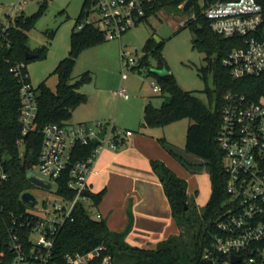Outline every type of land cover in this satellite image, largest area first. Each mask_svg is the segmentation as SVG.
<instances>
[{"label": "built area", "instance_id": "built-area-1", "mask_svg": "<svg viewBox=\"0 0 264 264\" xmlns=\"http://www.w3.org/2000/svg\"><path fill=\"white\" fill-rule=\"evenodd\" d=\"M159 0H88L85 9L86 22L97 26L106 39L121 38L122 34L139 24ZM21 1L8 13V21L0 19V37L7 39L8 30L15 17L22 12ZM185 1L179 5L183 8ZM200 14L208 21L215 33L237 38L235 45L223 58V65L235 78L260 75L264 72V4L263 0H214L198 1ZM194 6V2L190 9ZM189 9V10H190ZM198 14L193 11L182 21L193 20ZM122 78L128 70L138 65L132 51H122ZM26 64L19 62L11 66L18 78L21 101L20 122L23 134L37 130V89L31 83ZM156 92L162 91L160 84L153 83ZM128 97L127 89L116 91ZM108 124L110 128H108ZM104 132L102 138L99 134ZM43 143L39 155L42 179L50 188L34 184L46 191L39 201L33 188L26 191L36 197L22 211L3 214L0 207V264H58L54 261V248L58 235L67 220L73 219L79 202L89 195V176L98 153L109 146L119 148V142L132 136L131 129H121L113 122L98 121L94 124L50 123L43 130ZM224 151L223 165L228 175L229 194L226 209L217 221L211 247L204 253L208 264H264V104L247 98L243 94L228 91L223 96L221 122L217 135ZM98 143L87 159L75 160L78 145ZM23 154L24 141L19 142ZM6 156L0 152V184L9 179L5 166ZM35 166V165H34ZM31 169H33V167ZM66 178L72 197L60 192L59 179ZM54 186L56 187L55 190ZM48 193V195H47ZM85 204V203H84ZM85 206L90 214L102 219L98 205ZM94 211V212H92ZM65 264H113L104 244L87 251L68 252Z\"/></svg>", "mask_w": 264, "mask_h": 264}, {"label": "trees", "instance_id": "trees-1", "mask_svg": "<svg viewBox=\"0 0 264 264\" xmlns=\"http://www.w3.org/2000/svg\"><path fill=\"white\" fill-rule=\"evenodd\" d=\"M184 1L186 0H159L147 16L163 8L184 10L179 7ZM193 1L194 6L190 11H195L198 17L188 20L184 26H189L196 33L194 46L206 54L207 64L200 68V72L206 78L212 76L213 87H206L209 103H204L193 92L180 88L173 74L170 73L166 79H162L152 73L158 78L162 91H168L171 96L161 106H155L151 102L145 105L142 126H165L181 118L190 119L185 149L200 159L198 165L209 174L211 194L206 205L202 210L193 205L188 194L187 180L178 176L164 161L152 159V169L163 184L172 216L180 232L158 241L154 247L132 245L126 240L133 225L132 215L123 230H112L106 219L93 217L85 204L79 202L73 219L64 223L58 235L54 248V261L58 264H65L64 256L68 252L87 251L99 244L105 245L113 264H208L204 253L211 247L217 232V221L225 211L229 198L228 175L223 165L224 151L217 140L223 96L232 91L260 101L264 96V72L260 75L233 78L228 68L223 65V58L235 45L237 38L224 37L212 31L208 21L200 14L198 0ZM87 3L88 0L85 5ZM39 13L27 16L21 12L8 30L7 39L0 37V152L6 156L5 166L9 173V179L0 184V207L6 217L11 211H22L27 206L21 200V193L35 186L28 179L27 171L28 165L32 167L39 162L43 128L50 123H66L72 117L73 110L87 101V95L80 91V87L92 80L91 73L86 71L75 82H71L79 54L106 39L103 32L92 23L86 22L82 28L73 29L69 54L60 60L54 70L58 75L56 89H51L45 82L36 88L37 130L25 135L19 119L20 84L11 71V66L24 62L25 70L28 71L27 63L31 59L26 58L27 51L37 53V58L46 56V45L36 49L27 45L28 31L35 25ZM84 14L85 9L78 17L76 26L79 27L80 23L85 22L82 20ZM161 47L162 43H154L151 39L145 45L144 57L149 53L154 54L158 60V66L155 67L158 68L167 67ZM145 58L138 60L135 67L146 65L151 73V66ZM20 141H24L23 154L19 148ZM160 141L162 143L164 138ZM125 143V140L119 142V148ZM97 145L95 141L78 145L74 151L75 160L87 159ZM166 148L178 159L186 161L177 154L173 146ZM59 186L60 192L66 193L68 197L73 196L66 178L59 179ZM105 193L106 189L99 192L89 191V196L98 205Z\"/></svg>", "mask_w": 264, "mask_h": 264}, {"label": "rangeland", "instance_id": "rangeland-1", "mask_svg": "<svg viewBox=\"0 0 264 264\" xmlns=\"http://www.w3.org/2000/svg\"><path fill=\"white\" fill-rule=\"evenodd\" d=\"M20 1L21 3L26 1L22 8L25 15L29 16L40 12L35 25L28 31L27 45L31 49L44 45L48 47L45 57L31 59L27 63L31 82L35 88L45 82L55 90L58 75L54 70L60 60L69 54L72 31L79 29L76 26L77 19L84 9L89 7L92 10L93 8L89 6V3L85 5L86 0H0V19L7 22V14ZM198 1L203 2V0ZM192 12V10L160 9L124 32L121 38L105 39L84 49L79 54L73 68L71 82H75L79 76L89 71L92 80L84 83L80 87V91L89 95L93 90L95 93L99 92L98 90L102 91V98L108 99L109 118L114 121L113 124L115 122L118 124L117 120H119L128 124L119 125L123 127L121 129L131 127L136 134L146 133L151 139L157 138V136L164 137L162 143L166 147L173 146L177 154L186 159V161H182L168 152L169 162L167 165L178 176L187 180L190 199H192L193 205L202 210L211 194V181L208 173L201 170L198 165L200 159L185 149L190 119L181 118L165 126L140 125L144 121L142 105L151 102L155 106H161L164 101L170 99L171 95L168 91H154L153 83L160 84V82L154 74L149 72L146 65L129 69L127 78L122 79V51L126 49L132 51V56L137 60L145 58V45L151 39L154 43H162L161 54L179 87L193 92L208 104L209 96L206 87H213L212 76L209 75L206 78L200 72V68L207 64L206 54L194 46L196 33L189 26L182 24V21L187 19ZM88 18L90 17L84 14L82 20L86 21ZM145 59L151 67L158 66V60L154 54L149 53ZM120 87L127 89L128 98L118 97L115 91ZM261 101L264 104V96ZM104 107L107 108L106 105ZM71 120L70 118L66 123L70 125ZM131 125H136V127ZM108 128H110L109 124ZM159 142L161 143L160 140ZM32 172L41 176L36 165ZM32 188L40 201L46 191L38 186ZM55 188L54 186L53 190ZM92 201V198L88 196L84 203L89 205ZM101 209L104 210L102 205ZM122 214V217L125 215L126 218L127 215L128 217L131 215L130 205L122 209Z\"/></svg>", "mask_w": 264, "mask_h": 264}, {"label": "crops", "instance_id": "crops-1", "mask_svg": "<svg viewBox=\"0 0 264 264\" xmlns=\"http://www.w3.org/2000/svg\"><path fill=\"white\" fill-rule=\"evenodd\" d=\"M98 91L96 94L93 90L90 95L83 92L87 95V101L73 110L70 125L94 124L100 120L114 122L109 118L108 99H103L102 91ZM146 104L142 105L143 116ZM117 121L118 124L115 122L114 125L118 128H123L119 125H128ZM142 123L143 121L140 125ZM125 129L134 131L131 127ZM161 138L164 137L151 139L146 133L136 134L134 131L121 148H103L98 153L93 172L89 176L90 191L106 189L98 208L110 229L121 231L126 227L130 216L122 217V209L130 205L133 225L126 240L132 245L154 247L158 241L180 232L172 216L163 184L151 166L152 159H160L166 164L169 162V151L159 142ZM201 170L208 173L205 168Z\"/></svg>", "mask_w": 264, "mask_h": 264}, {"label": "water", "instance_id": "water-1", "mask_svg": "<svg viewBox=\"0 0 264 264\" xmlns=\"http://www.w3.org/2000/svg\"><path fill=\"white\" fill-rule=\"evenodd\" d=\"M193 0H186L184 5H183V9L184 10H189L190 7L192 6L193 4ZM38 57V54L35 53V52H32V51H27L26 53V58L27 59H34V58H37ZM150 71L151 73H154L155 75H157L158 77L162 78V79H166L170 72L168 70V68L166 66L162 67V68H158V67H155V66H152L150 68ZM104 130L99 134V137L102 138L104 136ZM27 175H28V179L38 185V186H41V187H45V188H50L51 187V184L50 183H46L45 181H43L42 179L36 177L33 172H32V169L30 167V165H28V171H27ZM85 195H89V192L86 191L85 192ZM36 199L35 195L29 191H26L22 194V200L29 203L31 201H34Z\"/></svg>", "mask_w": 264, "mask_h": 264}]
</instances>
